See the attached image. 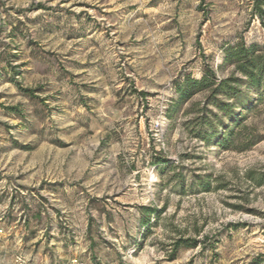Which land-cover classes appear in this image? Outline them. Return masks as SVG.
Here are the masks:
<instances>
[{"label": "rangeland", "instance_id": "1", "mask_svg": "<svg viewBox=\"0 0 264 264\" xmlns=\"http://www.w3.org/2000/svg\"><path fill=\"white\" fill-rule=\"evenodd\" d=\"M256 5L0 0V264H264V102L207 143L177 92L264 45Z\"/></svg>", "mask_w": 264, "mask_h": 264}, {"label": "trees", "instance_id": "2", "mask_svg": "<svg viewBox=\"0 0 264 264\" xmlns=\"http://www.w3.org/2000/svg\"><path fill=\"white\" fill-rule=\"evenodd\" d=\"M256 14L264 29V9L262 1L257 0ZM224 64L232 67L230 76L222 80L217 79L214 71L204 70L201 79L187 77L177 87L180 101L187 102L193 96L203 93L205 99L202 108L194 120L196 137L207 142H213L225 129L226 122L238 124L245 111H249L254 102H264V45H247L240 41L225 49ZM254 95L257 99H249ZM196 105L191 106L192 111ZM232 135V131L223 132L226 138ZM227 137V138H228ZM224 144L226 141H218ZM188 241L178 240L174 244L175 251L180 248H195L197 241L192 245ZM174 260V255L171 256Z\"/></svg>", "mask_w": 264, "mask_h": 264}, {"label": "crops", "instance_id": "3", "mask_svg": "<svg viewBox=\"0 0 264 264\" xmlns=\"http://www.w3.org/2000/svg\"><path fill=\"white\" fill-rule=\"evenodd\" d=\"M64 256V255H63ZM66 258H68L66 261H60L59 263H58V261H55V263H57V264H68V262H69V260H71L72 258H78V259H81V260H83V261H85V259H86V263L87 264H93V262H90V261H87V259H90L91 257H92V249H91V245H90V253H88V254H83V255H81L79 252L77 253V251L76 250H74V251H72L71 252V255H69V256H65ZM64 257V258H65ZM86 257V258H85ZM61 258V257H60ZM61 260H62V258H61ZM98 262V261H97ZM97 262H94L95 264H105L103 261H99L100 263H97Z\"/></svg>", "mask_w": 264, "mask_h": 264}, {"label": "built area", "instance_id": "4", "mask_svg": "<svg viewBox=\"0 0 264 264\" xmlns=\"http://www.w3.org/2000/svg\"><path fill=\"white\" fill-rule=\"evenodd\" d=\"M132 253L133 252H131L129 254H132ZM68 264H87V263L81 259L75 258V259H72L71 261H69Z\"/></svg>", "mask_w": 264, "mask_h": 264}]
</instances>
